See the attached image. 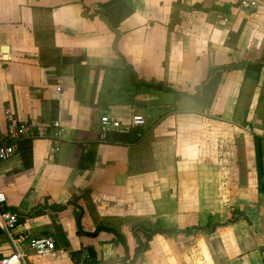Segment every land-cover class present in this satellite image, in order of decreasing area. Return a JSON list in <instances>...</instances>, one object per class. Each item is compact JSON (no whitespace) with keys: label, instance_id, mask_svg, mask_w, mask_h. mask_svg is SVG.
<instances>
[{"label":"crops","instance_id":"1","mask_svg":"<svg viewBox=\"0 0 264 264\" xmlns=\"http://www.w3.org/2000/svg\"><path fill=\"white\" fill-rule=\"evenodd\" d=\"M260 59L264 0L253 10L239 0H0V143L7 111L64 128L58 151L22 140L0 162L12 235L50 236L55 248L38 256L0 229V259L24 250L25 264H264V71L207 80ZM103 115L123 125L141 115L132 131L144 135L101 142ZM153 221L177 233L137 253L134 229ZM99 228L111 231L90 236Z\"/></svg>","mask_w":264,"mask_h":264},{"label":"built area","instance_id":"2","mask_svg":"<svg viewBox=\"0 0 264 264\" xmlns=\"http://www.w3.org/2000/svg\"><path fill=\"white\" fill-rule=\"evenodd\" d=\"M262 0H239V6L243 9H255ZM60 91V88H57ZM6 131L5 140L0 143V162L7 161L14 156L16 152V144L22 140L47 139L53 144L54 151L59 150V146L64 136V128L61 122L54 121L49 125L34 124L31 122L18 121L7 111L5 113ZM145 125V118L141 115H135L131 118L127 125L121 124L119 121L103 115L100 118L99 140L107 141L110 132L129 131L134 128H140ZM6 197L0 192V229L8 236L11 244L16 247H22L27 243L38 256L52 252L55 248V242L50 236H42L34 239H28L24 235L14 237L12 231L17 228V214L10 211H3L2 205L5 203ZM25 251L16 250L7 257L0 259V264H25Z\"/></svg>","mask_w":264,"mask_h":264},{"label":"trees","instance_id":"3","mask_svg":"<svg viewBox=\"0 0 264 264\" xmlns=\"http://www.w3.org/2000/svg\"><path fill=\"white\" fill-rule=\"evenodd\" d=\"M240 68L245 69V74L247 77L258 79L261 72L264 71V59L256 60L254 62H245V63H239V64L231 63L229 66H223V67L211 69V71H209L207 75V80L211 77V75L215 71L235 70V69H240ZM145 85L153 86L150 84H145ZM156 88H159L162 91H168V88H165L161 85L156 86ZM143 135H144L143 132L132 131V130L117 131V132H110L107 136V140H109L110 138V140L113 139L114 142H118V143H136L141 139ZM103 229L105 231H111L110 229L99 228L95 232L91 233L90 236L96 235L98 231L103 230ZM158 233L174 235L177 233V231L171 228L170 229L165 228L160 222H155V221H153L151 227L146 228V227L140 226V227L135 228L134 234L137 240V249H136L137 253L144 251L148 247L149 241L151 240L153 235L158 234ZM115 235H116L117 240L123 246H125V241L123 240V238L120 237L118 234H115ZM96 263H97L96 259L92 261H87V264H96Z\"/></svg>","mask_w":264,"mask_h":264}]
</instances>
